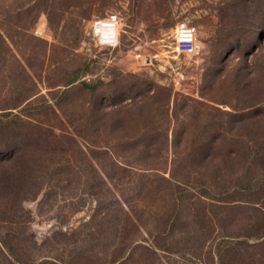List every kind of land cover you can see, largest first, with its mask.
<instances>
[{"label": "rangeland", "instance_id": "obj_1", "mask_svg": "<svg viewBox=\"0 0 264 264\" xmlns=\"http://www.w3.org/2000/svg\"><path fill=\"white\" fill-rule=\"evenodd\" d=\"M262 175L264 0H0V264H264Z\"/></svg>", "mask_w": 264, "mask_h": 264}, {"label": "built area", "instance_id": "obj_2", "mask_svg": "<svg viewBox=\"0 0 264 264\" xmlns=\"http://www.w3.org/2000/svg\"><path fill=\"white\" fill-rule=\"evenodd\" d=\"M121 18L117 13H112L105 18L93 21L91 30L99 43L116 47L120 43ZM104 33H107L106 37ZM176 50L187 55H197L201 45L197 37V29L189 23H180L175 29Z\"/></svg>", "mask_w": 264, "mask_h": 264}, {"label": "trees", "instance_id": "obj_3", "mask_svg": "<svg viewBox=\"0 0 264 264\" xmlns=\"http://www.w3.org/2000/svg\"><path fill=\"white\" fill-rule=\"evenodd\" d=\"M84 85H87V83H84ZM174 94H173V91L172 90H169L168 89V102H171V99L173 98ZM181 96V97H180ZM183 99V104H180V100ZM187 99H189V97L185 96V95H180L179 93H175V96H174V113H175V116L177 118V124L175 126V130H174V134L176 136V134H178V131H179V128L182 126V122L180 123V121L178 120L179 116H180V113L178 111L179 107L181 106V110L183 107H185V104H188L187 102ZM182 114V113H181ZM182 121V120H181ZM179 122V123H178ZM231 120L229 122V124H231ZM229 127V126H228ZM202 146L199 147V149H201ZM187 166V164H186ZM176 167L180 168V167H183L184 170H185V165H181L179 166L177 163H176V160L175 162H173V169H172V178L174 179L175 178V173H176ZM184 179H178L177 178V182L180 183V184H186V181H183ZM176 181V180H175ZM264 184V176H260V177H254V178H251L248 180L247 184H246V188L249 189V190H255L256 188L262 186Z\"/></svg>", "mask_w": 264, "mask_h": 264}]
</instances>
